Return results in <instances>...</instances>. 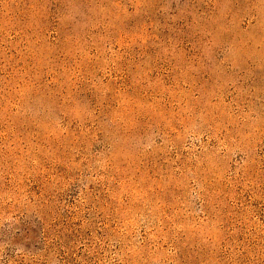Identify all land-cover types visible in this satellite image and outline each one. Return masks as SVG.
<instances>
[{
	"label": "rangeland",
	"instance_id": "rangeland-1",
	"mask_svg": "<svg viewBox=\"0 0 264 264\" xmlns=\"http://www.w3.org/2000/svg\"><path fill=\"white\" fill-rule=\"evenodd\" d=\"M0 264H264V0H0Z\"/></svg>",
	"mask_w": 264,
	"mask_h": 264
}]
</instances>
